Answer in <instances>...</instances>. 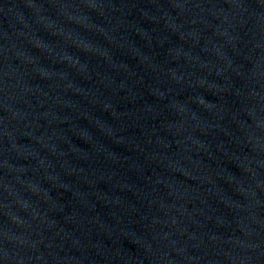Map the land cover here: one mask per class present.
Masks as SVG:
<instances>
[{"label":"water","instance_id":"1","mask_svg":"<svg viewBox=\"0 0 264 264\" xmlns=\"http://www.w3.org/2000/svg\"><path fill=\"white\" fill-rule=\"evenodd\" d=\"M0 264H264V0H0Z\"/></svg>","mask_w":264,"mask_h":264}]
</instances>
